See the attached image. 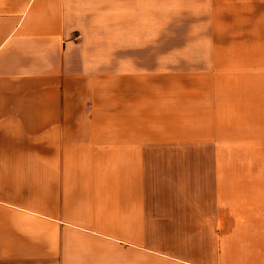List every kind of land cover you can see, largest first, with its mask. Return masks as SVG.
Segmentation results:
<instances>
[{"label": "crops", "instance_id": "crops-1", "mask_svg": "<svg viewBox=\"0 0 264 264\" xmlns=\"http://www.w3.org/2000/svg\"><path fill=\"white\" fill-rule=\"evenodd\" d=\"M135 1L132 27L133 0H0V264H148L150 228L221 223L228 166L220 264H264V0L196 9V80L170 88L101 78V43L140 34Z\"/></svg>", "mask_w": 264, "mask_h": 264}, {"label": "rangeland", "instance_id": "rangeland-1", "mask_svg": "<svg viewBox=\"0 0 264 264\" xmlns=\"http://www.w3.org/2000/svg\"><path fill=\"white\" fill-rule=\"evenodd\" d=\"M208 3V0H146V11L142 5L143 19L139 35L123 37L117 34L115 38H108L106 42H103L104 44L101 43L107 48H103V50H108V52L101 53V74L106 73L105 77L101 78L109 80H163V87L169 88L170 80H196L194 58L189 68L188 50L189 47L192 52L202 49L203 37L196 36L195 30L199 26L203 32L204 16L200 13L197 17L196 9L202 10ZM136 6L139 8V3L136 4V1L133 0L132 27L135 26L136 10L134 11V9ZM190 6L193 35L187 36V34L182 35V28L185 27V32H187L189 22L187 9ZM178 25L180 34L177 30ZM175 26L176 35L174 34ZM163 110L159 115H165L166 111ZM151 112L155 114L151 115L152 120H155L156 111ZM149 125L152 127L150 115ZM157 125L158 128L162 126L161 123ZM228 167L227 213L223 214L221 223L212 222V225L216 227L212 226L211 228L196 226L150 228L148 230V264H202L201 260H191L190 262L160 260L161 254L191 257L198 252V249L203 253L206 250V254H210L206 255L212 258L210 264H220L219 254L221 253L234 254L235 174L234 166ZM212 183L214 184V182ZM223 208L225 209V205ZM199 256L201 257V255Z\"/></svg>", "mask_w": 264, "mask_h": 264}]
</instances>
